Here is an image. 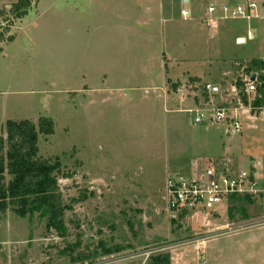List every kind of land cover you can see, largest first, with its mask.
I'll return each instance as SVG.
<instances>
[{"label":"rangeland","instance_id":"obj_1","mask_svg":"<svg viewBox=\"0 0 264 264\" xmlns=\"http://www.w3.org/2000/svg\"><path fill=\"white\" fill-rule=\"evenodd\" d=\"M16 1L0 3L8 9ZM187 1L34 0L12 21L14 37L5 38L11 22H1L2 133L6 120L52 119L55 133L39 137L38 158L60 157L74 172L59 181L67 204L82 193L88 199L66 213L63 239L37 214L1 217L0 264H145L158 253H169L172 264L235 258L240 239L213 241L205 251L206 243L264 216V202L242 204L246 219L230 200L181 218L183 211L168 208L167 182L247 171L264 185V112L253 116L235 88L240 64L264 57V0ZM249 2L258 18L209 25L222 6ZM252 28L258 32L248 41ZM238 36L245 45H237ZM206 85L220 92H206ZM180 86L188 87L185 97ZM219 107L238 111L241 133L229 134L227 123L196 124L189 112ZM78 241L77 253H94L100 242L130 248L73 263L63 252Z\"/></svg>","mask_w":264,"mask_h":264},{"label":"trees","instance_id":"obj_2","mask_svg":"<svg viewBox=\"0 0 264 264\" xmlns=\"http://www.w3.org/2000/svg\"><path fill=\"white\" fill-rule=\"evenodd\" d=\"M33 1L17 0L8 11H0L1 20L9 22L22 19L31 9ZM1 38L0 34V40ZM238 69V73H241L235 82L238 98L244 106L251 109L252 115H259L264 110V60L252 59L243 62ZM253 74L256 75L255 92L248 94L246 87L248 79ZM54 133L55 124L47 117H40L36 123L29 120H9L3 133L0 120V218L5 217L8 212L21 219L37 214L45 221L47 232H54L63 239L68 236L66 213L75 205L85 202L88 197L82 193L78 198L72 199L71 204H67L59 181L72 179L74 172L64 169L60 157L38 158L39 137L47 138ZM230 201L238 202L240 206L236 208L246 219L248 215L242 204L252 205L254 201L249 197L231 198ZM236 208L233 206L229 209L230 218L234 217L232 211ZM187 211L184 210L180 217L184 218ZM79 242L67 247L63 252L71 255L73 263L119 254L130 248L123 245L108 246L100 242L98 246L100 253L98 250L94 253L86 251L77 253ZM145 264H172V260L169 253H158L150 255Z\"/></svg>","mask_w":264,"mask_h":264},{"label":"built area","instance_id":"obj_3","mask_svg":"<svg viewBox=\"0 0 264 264\" xmlns=\"http://www.w3.org/2000/svg\"><path fill=\"white\" fill-rule=\"evenodd\" d=\"M256 7V4L253 2H249L246 8L239 6L235 9H230L224 5L219 9L221 15L218 18L215 16L208 19L209 25L217 27L218 19L227 18H242L251 21L254 18H258L257 14H255ZM216 10L214 6H211L208 11L212 15L216 13ZM182 15L186 17L190 13L183 10ZM252 39V35L248 34L247 40ZM187 89V86H180L176 92L179 96L185 97L188 95ZM204 89L206 92H215L214 87L211 85L204 86ZM246 92L248 94L255 92V85L249 79ZM189 112L195 114L194 123L196 124H205L206 122L213 124L227 123L229 124L227 130L229 134L242 132V123L237 110L219 107L213 109L210 113L204 109L196 111L189 110ZM247 197L251 198L254 202H264V185L254 173L247 171H242L237 174H221L218 177H210L202 174L189 179L171 178L167 182V204L169 210L173 212L199 209L216 211L217 207L222 206L231 198ZM246 226H237V229L229 232L251 229L259 230L264 234V216L252 220L250 225ZM203 240L198 241V245L205 246ZM199 258L201 262L205 259L202 252L199 253Z\"/></svg>","mask_w":264,"mask_h":264},{"label":"crops","instance_id":"obj_4","mask_svg":"<svg viewBox=\"0 0 264 264\" xmlns=\"http://www.w3.org/2000/svg\"><path fill=\"white\" fill-rule=\"evenodd\" d=\"M5 6H6V4L0 3V9L3 8L0 11H3V10L8 11L12 5H10V8L8 7V9H6L7 7H5ZM182 11H183V9L181 10V12ZM19 20H21V19H19ZM19 20H17V21H19ZM12 21L13 20L9 21V22H11L10 23L11 25L8 26V27H10V29L7 31L8 34H6V36H5V38H7V39L14 37L11 34V32L14 30V23ZM1 22L3 23L4 21L1 20V18H0V24H1ZM9 22H7V23H9ZM256 32H258V31L256 29L252 28V29H249L248 34L252 35L253 33H256ZM2 33H3L2 30H0V34L2 37L1 39H3V37H4V35ZM263 40H264V38H263ZM246 41L247 40H246L245 36H238L236 38L237 45H245ZM4 42L5 41L0 40V44L4 43ZM5 43H7V42H5ZM261 45H263V44H261ZM260 59L264 60V57L260 58ZM214 91H215L214 93L220 92V90L217 88H215ZM263 112H264V110H262L259 115H253V116L260 117V116H262ZM0 120H1V117H0ZM7 121H9V120H6V122ZM18 121H20V120H18ZM6 122H4V123H6ZM32 122H34V121H32ZM36 122H34V123H36ZM224 233H222L223 235H220L219 237L214 238L213 240L209 241L210 243L209 242H208V244L206 243V246H205V248H206L205 251H207L209 249L208 245H211V243L213 241H217V240L222 239V238H228L231 236L233 238L240 239V241L235 240L236 241V242H234L235 244H233V242H227L228 244H230V246H231V244L235 245V252H236L235 258H233L230 262L229 261H227V262H221L220 261V264H264V234L261 231L246 229V230H240V231H233L231 233L227 231ZM220 248L222 249L223 246H220ZM222 251H223V249L218 254L221 255Z\"/></svg>","mask_w":264,"mask_h":264},{"label":"water","instance_id":"obj_5","mask_svg":"<svg viewBox=\"0 0 264 264\" xmlns=\"http://www.w3.org/2000/svg\"><path fill=\"white\" fill-rule=\"evenodd\" d=\"M249 80L254 83L256 81V75L253 74Z\"/></svg>","mask_w":264,"mask_h":264}]
</instances>
